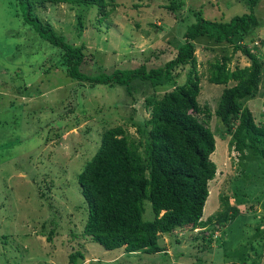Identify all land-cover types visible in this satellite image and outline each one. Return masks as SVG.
I'll use <instances>...</instances> for the list:
<instances>
[{
    "label": "rangeland",
    "instance_id": "rangeland-1",
    "mask_svg": "<svg viewBox=\"0 0 264 264\" xmlns=\"http://www.w3.org/2000/svg\"><path fill=\"white\" fill-rule=\"evenodd\" d=\"M168 3L112 0L103 11L95 5L59 3L46 4L36 13L64 41L80 46L79 70L93 76L114 68L162 66L184 42L183 32L197 10L215 21L248 11L244 0H174V11ZM15 8L13 0H0V264H71L69 254L76 251L82 256L78 264H197L199 257L201 264H229L241 251L246 263L264 264V159H243L230 151V134L213 113L225 85L207 81L209 63L222 56L229 57L230 69L247 65L242 52L205 37L191 41L200 86L197 101L210 111L207 127L214 139L209 158L215 172L207 182L201 219L220 210L221 195L228 196L229 209H236L234 219L211 232L204 251L209 230L203 226L159 235L161 251L154 254L105 250L82 233L85 204L77 182L69 178L94 153L104 128L121 125L136 140L135 124L142 125L149 116L145 97L182 82L186 69L159 84L135 80L129 92L117 85L89 86L66 76L56 48L26 25ZM254 15L258 32L249 36L263 37V44L248 37L239 43L256 50L264 63V0H259ZM259 78L256 94L242 105L254 123L264 127V65ZM144 209L142 218L150 219L149 203ZM52 226L48 241L41 231Z\"/></svg>",
    "mask_w": 264,
    "mask_h": 264
},
{
    "label": "trees",
    "instance_id": "trees-1",
    "mask_svg": "<svg viewBox=\"0 0 264 264\" xmlns=\"http://www.w3.org/2000/svg\"><path fill=\"white\" fill-rule=\"evenodd\" d=\"M110 1L13 0L17 15L41 39L56 48L66 76L78 82H86L89 86L117 85L129 92L130 84L135 80L159 84L162 79H170L171 73L186 69L182 82L170 90L145 97L149 116L142 125L135 124L136 140L130 138L121 125L104 128L94 153L85 160L74 178H69L77 182L85 204L82 233L105 250L122 248L128 253L154 254L161 251L157 242L159 235L203 226L209 230V237L201 249L207 250L211 232L234 219L236 209H229L228 196L221 195L220 210L201 219L208 195L207 182L215 172V164L209 158L214 150V139L207 127L210 111L197 101L200 86L191 41L205 37L215 43L227 42L232 44V51L242 52L248 60L247 65H235L230 69L226 63L230 60L228 56L215 59L209 63L207 81L225 85L213 113L230 134V151L243 159H264V127L257 126L251 112L242 105L244 99L256 94L264 63L257 58L256 50L251 51L250 47L239 43L242 37H248L250 42L255 39L259 45L263 41L259 35L249 36L258 26L254 8L259 0H244L248 11L235 14L226 21L205 19L199 10L194 12V22L183 32L184 42L162 66L114 68L109 73L88 76L79 70L83 58L80 46L64 41L36 12L46 4L59 3L95 5L103 11L105 3ZM177 7L174 0H169V10L174 11ZM229 81L234 83L226 85ZM76 121L74 116L72 123ZM145 202L150 206V219L142 218ZM53 229L52 226L45 233L41 231V235L50 241ZM241 252L229 264H257L255 260L246 263L247 257H242ZM77 256L82 258L78 251L69 254L71 264H75ZM201 261V257L196 260L197 264Z\"/></svg>",
    "mask_w": 264,
    "mask_h": 264
},
{
    "label": "crops",
    "instance_id": "crops-1",
    "mask_svg": "<svg viewBox=\"0 0 264 264\" xmlns=\"http://www.w3.org/2000/svg\"><path fill=\"white\" fill-rule=\"evenodd\" d=\"M261 27H263L264 28V23H262V25H261ZM263 28H262V31H263ZM258 31H255V33H257ZM261 37V36H260ZM263 37H261V40H263L262 39ZM252 43H255V41L254 42H252ZM256 44V43H255ZM263 44V41L260 43V45H262Z\"/></svg>",
    "mask_w": 264,
    "mask_h": 264
},
{
    "label": "water",
    "instance_id": "water-1",
    "mask_svg": "<svg viewBox=\"0 0 264 264\" xmlns=\"http://www.w3.org/2000/svg\"><path fill=\"white\" fill-rule=\"evenodd\" d=\"M80 261H81V258L77 256L75 260V264H78Z\"/></svg>",
    "mask_w": 264,
    "mask_h": 264
},
{
    "label": "clouds",
    "instance_id": "clouds-1",
    "mask_svg": "<svg viewBox=\"0 0 264 264\" xmlns=\"http://www.w3.org/2000/svg\"><path fill=\"white\" fill-rule=\"evenodd\" d=\"M212 152H213V151H212ZM212 152H211V153H212ZM211 153H210V154H211ZM78 257H79V256H78Z\"/></svg>",
    "mask_w": 264,
    "mask_h": 264
}]
</instances>
